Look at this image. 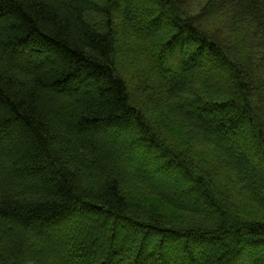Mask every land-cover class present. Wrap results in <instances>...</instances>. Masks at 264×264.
<instances>
[{"label": "trees", "instance_id": "16d2710c", "mask_svg": "<svg viewBox=\"0 0 264 264\" xmlns=\"http://www.w3.org/2000/svg\"><path fill=\"white\" fill-rule=\"evenodd\" d=\"M232 1L259 34L203 35L181 0H0V137L16 140L0 147V264H264V220L233 199L264 210V0ZM177 126L222 166L163 137ZM192 186L202 201H188Z\"/></svg>", "mask_w": 264, "mask_h": 264}, {"label": "rangeland", "instance_id": "374dc122", "mask_svg": "<svg viewBox=\"0 0 264 264\" xmlns=\"http://www.w3.org/2000/svg\"><path fill=\"white\" fill-rule=\"evenodd\" d=\"M181 4V10L187 14L189 18H193L196 22V24L198 25L199 30L201 31V33H203V35H208L211 36L212 38L215 39H227L230 40L232 43L235 41L234 37H237L238 39H241L243 37V27L247 30V31H251L252 32H256V33H260L261 32V28L255 24V22L252 19H249L247 15H243V13L240 10V14L241 17L237 18L235 17V14L231 12L232 9H237L239 11L238 6H235V4L233 3L232 0H181L180 2ZM232 6H235L234 8ZM239 14V15H240ZM121 32H118L117 35V39L118 42L120 44H118L121 47H128L129 44H133V40L132 38L128 35V31L129 28L128 27H124L120 29ZM261 35V34H260ZM214 36V37H213ZM264 38V35L262 36ZM260 37V38H262ZM257 42V41H256ZM243 46L244 48L240 49V53L234 51L233 55L234 57L237 59V61H243L244 57L247 56L246 54L249 53L251 51V45L246 41L243 42ZM259 46V47H258ZM257 50L254 51V54L258 53H262V55L264 54L263 49H261V45L257 44L256 45ZM259 48L261 50H259ZM261 55V57H262ZM209 57L214 59L215 61H219V58L212 56L211 54H209ZM260 57V58H261ZM17 59V58H16ZM136 59V58H135ZM258 61V58L256 59ZM260 63H258L256 68V75L260 76V73H264V65H259ZM262 71H261V70ZM154 107V106H153ZM155 109V107L153 108ZM153 112L156 113V115L151 112L148 107H145V114H146V118L149 120H157V119H163L164 117L160 116L161 115V111H156V110H152ZM172 120V119H171ZM173 123L176 124V122L172 121ZM181 127V126H180ZM177 130L179 131V133H177V131L175 132V129H171L168 127H165V132L170 134L173 132V134L171 136H163L164 138H168L172 141V143H175L177 146L179 147H183L186 145H188L189 143L187 141H189L188 136H192L190 134L189 131H185L179 130V127H176ZM184 137V139H182L181 137ZM182 140V141H181ZM187 140V141H185ZM16 140L12 139L10 141L9 144V139H6V137H0V147L2 149L6 148V151H8L9 147L11 145H15ZM86 143H88V141H85ZM193 144L192 145H188V150L189 153L197 158L195 159L197 162L199 161V163H203L206 165H212L215 164V166H222L221 161L219 160V156L217 155V153L215 151H213V149L208 146L207 144L204 143H197L195 142V140H192ZM244 143L247 145V140L244 141ZM175 145V146H176ZM16 146V145H15ZM176 146V147H177ZM190 146V147H189ZM230 146V145H229ZM231 147V146H230ZM235 147V146H233ZM16 149V148H15ZM18 149V148H17ZM236 149V148H235ZM14 150V149H13ZM9 151H12L9 149ZM185 151V150H184ZM186 152V151H185ZM148 164H150L151 162H147ZM146 163V164H147ZM138 164L142 165L141 162H138ZM70 167H72V165L69 164ZM171 169L173 170L174 167H171ZM223 173L222 175H217L218 176V180L221 181L222 183L225 182L227 184V188L231 191H235V189H237V187L234 184V181L231 177V173L232 172H221ZM232 180V182H228L227 179ZM216 179V178H215ZM121 181L124 183V185L126 186H130L132 189V192H137L134 189L138 188V187H132L131 186V181L127 180V178H123L121 179ZM188 185L190 183H187ZM186 186V183H185ZM184 186V187H185ZM190 187V186H189ZM39 188H41V184H39ZM140 189V188H139ZM239 190L237 189V192ZM190 194L191 197L189 198L188 201H202L201 199V194L198 191V189H196L195 187H191L190 189ZM237 196H239V198H235L233 197V199L235 200V203L237 202V208L240 209L241 212H239L241 214V216L243 217V219L245 218L246 220L249 221H257V222H262L264 220V210L260 209L258 206H256V204L254 202H247L244 198L243 195L241 194H237ZM242 198V199H241ZM133 199L138 200L140 203H142L143 205H145L146 207H151V209L153 208L154 210L158 211V214L163 215L164 217H166L168 219L171 218L169 221L172 222H182V219L187 218V215L183 216L181 219H176L175 217L180 216V214H185L184 211H178L175 210L174 207H171L168 204H164V203H159V200L156 199H152V197H150V199H145L142 197H137L134 196ZM84 211V210H83ZM85 215L87 216H91L93 217L94 214L96 213V211L92 210V211H88V212H83ZM168 216V217H167ZM191 216H188V218H190ZM64 225V223H61L59 226H37L36 224H32L30 227L31 230H33L34 232H36L37 234H44V235H48L47 233H50L51 231H56V230H60V227H62ZM56 238L57 234H54ZM50 240L49 242H47L46 244V248H50L51 245L54 243V239ZM94 239V237H93ZM96 240V237H95ZM101 241L98 240V243H100ZM53 258L55 257H49L45 260V264H62L61 260L57 261L54 260Z\"/></svg>", "mask_w": 264, "mask_h": 264}]
</instances>
